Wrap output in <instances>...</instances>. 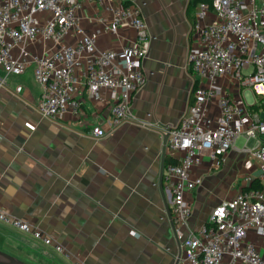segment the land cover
I'll list each match as a JSON object with an SVG mask.
<instances>
[{
  "label": "built area",
  "instance_id": "built-area-1",
  "mask_svg": "<svg viewBox=\"0 0 264 264\" xmlns=\"http://www.w3.org/2000/svg\"><path fill=\"white\" fill-rule=\"evenodd\" d=\"M192 39L193 103L177 126L162 131L171 159L162 185L182 237L177 261L264 264V244L250 239L264 231V0L200 3ZM151 42L140 8L130 0H0L2 83L32 68L44 117H79L88 96L109 106V132L132 121L133 97L147 81L143 63ZM246 89L255 94L253 104ZM22 90L17 86L16 92ZM106 134L102 126L92 130L96 138ZM239 138L257 142L243 151L259 163L258 179L248 177V188L215 206L198 231L189 230L193 195L204 181L200 170L219 167ZM0 223L69 257L32 220L0 208Z\"/></svg>",
  "mask_w": 264,
  "mask_h": 264
},
{
  "label": "crops",
  "instance_id": "crops-1",
  "mask_svg": "<svg viewBox=\"0 0 264 264\" xmlns=\"http://www.w3.org/2000/svg\"><path fill=\"white\" fill-rule=\"evenodd\" d=\"M130 1L140 8L152 42L132 121L116 130L105 125L107 103L88 96L79 117L42 116L33 69L2 83L0 67V208L32 220L69 254L0 223V241L20 248L12 243L17 240L31 249L20 248L29 264H178L182 255L162 185L171 161L162 131L177 126L193 103L196 78L188 55L197 7L190 0ZM96 126L107 134L94 137ZM243 141L219 167L200 170L204 181L193 195L189 230L198 231L215 206L248 188V177L258 179L259 163L243 151ZM257 233L250 239L263 245L264 231Z\"/></svg>",
  "mask_w": 264,
  "mask_h": 264
},
{
  "label": "rangeland",
  "instance_id": "rangeland-1",
  "mask_svg": "<svg viewBox=\"0 0 264 264\" xmlns=\"http://www.w3.org/2000/svg\"><path fill=\"white\" fill-rule=\"evenodd\" d=\"M245 97L247 99V101L250 103V104H253L255 102V94L253 93L252 90L250 89H246L245 90ZM243 139V138H242ZM239 139L238 142H237V146L240 147V148H243L244 146V139ZM246 141V140H245ZM256 145V140L252 139L248 142V147L250 148H253L254 146ZM22 237L24 238H27L26 236L24 235H21ZM28 239V238H27ZM12 243L16 244L18 247L24 249V251H28V252H31V249H29L28 247H26L23 243L17 241V240H12ZM20 248H17V247H14V246H11L10 243H5L0 241V250L9 254V255H12L18 259H21V255H22V251ZM35 252V251H34ZM35 256V254H34ZM22 260V259H21ZM24 261V260H23ZM29 263V262H28Z\"/></svg>",
  "mask_w": 264,
  "mask_h": 264
},
{
  "label": "water",
  "instance_id": "water-1",
  "mask_svg": "<svg viewBox=\"0 0 264 264\" xmlns=\"http://www.w3.org/2000/svg\"><path fill=\"white\" fill-rule=\"evenodd\" d=\"M0 264H29L0 250Z\"/></svg>",
  "mask_w": 264,
  "mask_h": 264
},
{
  "label": "trees",
  "instance_id": "trees-1",
  "mask_svg": "<svg viewBox=\"0 0 264 264\" xmlns=\"http://www.w3.org/2000/svg\"><path fill=\"white\" fill-rule=\"evenodd\" d=\"M191 1V6L197 7L200 3L202 2H206V3H210V0H190ZM170 162V160H166V164H168Z\"/></svg>",
  "mask_w": 264,
  "mask_h": 264
}]
</instances>
